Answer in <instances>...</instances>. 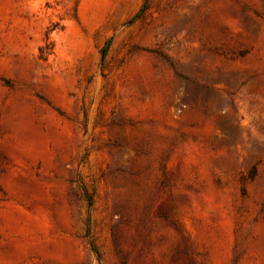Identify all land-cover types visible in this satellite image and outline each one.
I'll return each instance as SVG.
<instances>
[{
	"label": "rangeland",
	"instance_id": "obj_1",
	"mask_svg": "<svg viewBox=\"0 0 264 264\" xmlns=\"http://www.w3.org/2000/svg\"><path fill=\"white\" fill-rule=\"evenodd\" d=\"M0 264H264V0H0Z\"/></svg>",
	"mask_w": 264,
	"mask_h": 264
},
{
	"label": "trees",
	"instance_id": "obj_2",
	"mask_svg": "<svg viewBox=\"0 0 264 264\" xmlns=\"http://www.w3.org/2000/svg\"><path fill=\"white\" fill-rule=\"evenodd\" d=\"M92 247H93L94 250H96V247H95L94 243H92Z\"/></svg>",
	"mask_w": 264,
	"mask_h": 264
}]
</instances>
